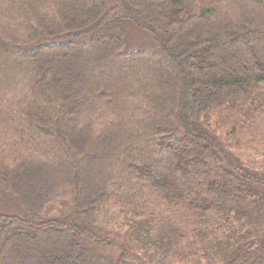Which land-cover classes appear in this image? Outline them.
Here are the masks:
<instances>
[{"label":"trees","instance_id":"1","mask_svg":"<svg viewBox=\"0 0 264 264\" xmlns=\"http://www.w3.org/2000/svg\"><path fill=\"white\" fill-rule=\"evenodd\" d=\"M3 198L0 264H264V0H0Z\"/></svg>","mask_w":264,"mask_h":264},{"label":"rangeland","instance_id":"2","mask_svg":"<svg viewBox=\"0 0 264 264\" xmlns=\"http://www.w3.org/2000/svg\"><path fill=\"white\" fill-rule=\"evenodd\" d=\"M130 22H126L125 28L127 31V43L126 48L128 50H152L156 47L154 39L151 37L150 33L143 29H138L135 26L131 25ZM109 90V89H108ZM100 94L107 96V92H102ZM0 211L5 213H14L22 214V210L15 204L13 200L3 198L0 200ZM21 213V214H20ZM126 227V226H125ZM116 235V236H115ZM113 238H116L118 241L120 239L126 238L127 234L125 232H116ZM88 248H93L96 251L91 253L93 258L94 255H98L99 261L97 264H107V262H115L116 259L120 257L121 248L113 245H101V247H94L92 243H88ZM96 257V256H95ZM125 259V258H123ZM96 264V263H95Z\"/></svg>","mask_w":264,"mask_h":264}]
</instances>
